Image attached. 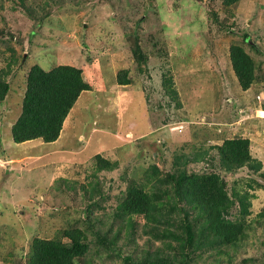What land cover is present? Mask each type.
<instances>
[{"label": "rangeland", "instance_id": "374dc122", "mask_svg": "<svg viewBox=\"0 0 264 264\" xmlns=\"http://www.w3.org/2000/svg\"><path fill=\"white\" fill-rule=\"evenodd\" d=\"M235 46L253 65L245 90L232 70ZM34 64L80 68L88 89L55 141L16 143L10 127ZM0 75L9 83L0 102V264H29L34 238L67 241L61 232L71 228L87 244L74 264L169 252L154 222L116 209L133 186L151 190L180 155L188 172L220 174L233 198L228 218L246 234L240 247L199 252L191 264H264V122L256 117L264 0H0ZM237 137L249 139L259 171L217 167V147Z\"/></svg>", "mask_w": 264, "mask_h": 264}, {"label": "trees", "instance_id": "16d2710c", "mask_svg": "<svg viewBox=\"0 0 264 264\" xmlns=\"http://www.w3.org/2000/svg\"><path fill=\"white\" fill-rule=\"evenodd\" d=\"M230 59L238 84L243 90L247 89L254 79L250 57L235 46ZM87 87L80 68L61 64L45 70L39 64L32 65L26 78L21 111L10 127L13 141H55L70 109ZM8 91L9 83L0 75V102ZM169 92L174 98L175 90ZM217 153V167L222 171L232 172L245 166L257 172L262 167L261 161L251 157L247 137L225 139L217 147ZM206 154L207 149L197 151L193 161L201 162ZM188 162L187 156H177L174 170L157 177L151 190L140 183L130 188L119 202L116 209L119 214L142 216L154 222L155 226L150 229L156 231L157 238L169 250L162 254V249L157 248L152 254L147 249L145 257L136 260L126 257L124 264H152V261L153 264L158 261L160 264H191L199 252L219 254L226 253L228 247H240L239 243L246 236L245 228L243 222H232L228 218L233 198L228 195L223 178L215 171L188 172L185 169ZM240 203L245 211L249 206L246 195L240 196ZM61 234L67 241L61 240L59 235L50 239L34 238L30 244L29 264H74L86 253L87 244L80 228L64 229Z\"/></svg>", "mask_w": 264, "mask_h": 264}, {"label": "built area", "instance_id": "2783aa9c", "mask_svg": "<svg viewBox=\"0 0 264 264\" xmlns=\"http://www.w3.org/2000/svg\"><path fill=\"white\" fill-rule=\"evenodd\" d=\"M260 94L257 95L259 103H261V101L264 100V93H260ZM261 111L263 112V114H259L261 116L256 115V117H258L259 119H262L264 122V108H261ZM261 111H258V112H261ZM263 132H264V129H263Z\"/></svg>", "mask_w": 264, "mask_h": 264}, {"label": "clouds", "instance_id": "9594fccd", "mask_svg": "<svg viewBox=\"0 0 264 264\" xmlns=\"http://www.w3.org/2000/svg\"><path fill=\"white\" fill-rule=\"evenodd\" d=\"M261 93H264V92H261ZM260 94V93H259ZM257 96V95H256ZM258 118V117H257ZM61 132V131H60ZM60 135V134H59ZM59 137V136H58Z\"/></svg>", "mask_w": 264, "mask_h": 264}, {"label": "crops", "instance_id": "0c3cea01", "mask_svg": "<svg viewBox=\"0 0 264 264\" xmlns=\"http://www.w3.org/2000/svg\"><path fill=\"white\" fill-rule=\"evenodd\" d=\"M241 111H243V110H241ZM242 113V112H241ZM238 122V121H237Z\"/></svg>", "mask_w": 264, "mask_h": 264}]
</instances>
